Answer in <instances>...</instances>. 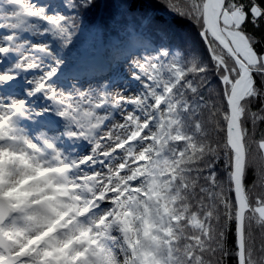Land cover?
Instances as JSON below:
<instances>
[{"label":"snow or ice","instance_id":"1","mask_svg":"<svg viewBox=\"0 0 264 264\" xmlns=\"http://www.w3.org/2000/svg\"><path fill=\"white\" fill-rule=\"evenodd\" d=\"M91 3L0 0V264H264V0H166L190 30L145 9L61 86Z\"/></svg>","mask_w":264,"mask_h":264},{"label":"trees","instance_id":"2","mask_svg":"<svg viewBox=\"0 0 264 264\" xmlns=\"http://www.w3.org/2000/svg\"><path fill=\"white\" fill-rule=\"evenodd\" d=\"M145 9H148L157 20H167L174 28L191 29L188 18L169 9L166 6V0H92L91 5L80 12V31L72 47L66 51V55L73 60L85 56L88 60L100 62L96 54L99 33L103 45L101 60H107V57L113 56L111 45L117 40L118 31L126 24L130 27V22ZM70 11L72 9L68 12ZM119 39H127V33L120 35Z\"/></svg>","mask_w":264,"mask_h":264},{"label":"rangeland","instance_id":"3","mask_svg":"<svg viewBox=\"0 0 264 264\" xmlns=\"http://www.w3.org/2000/svg\"><path fill=\"white\" fill-rule=\"evenodd\" d=\"M38 2L40 4L45 5L46 7H48V9L50 11H65L66 13H68L69 10H71L70 8L66 7L64 4V0H56L55 2H51L49 0H38ZM3 31V30H0ZM100 34H97V49H96V54L98 52H100L98 50V48L102 47L101 45V39H100ZM35 39H40V37H34ZM88 41V40H87ZM87 41L86 44H87ZM66 51L63 53V59H64V64L61 67V70L59 73H57L56 75V81L58 82V84H60L61 86H66L68 84H70V79L67 76H64L65 72L67 73V66L69 65V63L71 62V58L70 56L66 55ZM76 64V63H75ZM77 65V64H76ZM110 67V71L109 72H105V74L107 75H111L112 72L117 71V67L115 65L114 59H112V61L109 63ZM64 73V74H63ZM105 74L101 75V76H105ZM106 78V76H105ZM87 79H84V83L85 86H87ZM29 85L27 84V80H26V74H21L19 78H17L14 82H12L9 85V90L11 93L18 95V96H26L28 99V102L30 104H35L37 106H44L48 103L47 99L45 97H43L42 94H35L33 96H28L27 93L25 92V88L28 87ZM42 115H46L48 117H51L54 121H56L57 123H59L60 118L57 117V115L55 113H44ZM22 123L24 124L25 127L29 128L30 130L34 127H37L35 125V123L31 120H25L22 121ZM85 146H86V142H79V144L77 146H74L76 148V150H85ZM84 148V149H81Z\"/></svg>","mask_w":264,"mask_h":264}]
</instances>
